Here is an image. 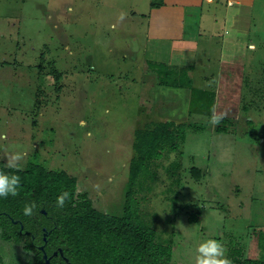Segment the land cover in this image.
<instances>
[{"label": "rangeland", "instance_id": "374dc122", "mask_svg": "<svg viewBox=\"0 0 264 264\" xmlns=\"http://www.w3.org/2000/svg\"><path fill=\"white\" fill-rule=\"evenodd\" d=\"M149 1L0 0V167L20 153L19 168L63 169L77 196L118 213L134 129L185 121L184 141L138 177L141 219L170 243L168 264H196L209 239L232 264L259 257L250 231L264 230V0L248 10L219 0L214 16L154 25ZM149 59L191 66V86H160ZM213 108L227 121L211 125ZM30 256L0 228V264Z\"/></svg>", "mask_w": 264, "mask_h": 264}, {"label": "trees", "instance_id": "16d2710c", "mask_svg": "<svg viewBox=\"0 0 264 264\" xmlns=\"http://www.w3.org/2000/svg\"><path fill=\"white\" fill-rule=\"evenodd\" d=\"M147 67L160 86L180 88L192 84L188 74L191 66L176 69L162 61L148 60ZM34 95L38 97L37 90ZM188 125L185 121L160 119L134 129L118 213L101 211L85 195L77 196L76 177L63 169H47L31 162L24 168L0 167V171L21 178L17 196L0 197L3 238L31 251L27 264H45L43 252L50 264H168L170 243L157 241L154 229L141 219L136 184L150 159L160 157L166 146L176 149L184 141ZM191 170L198 177L196 167ZM63 191L70 193V199L58 208L56 199ZM32 202L36 204L33 214L24 215L25 204ZM250 234L260 255L246 256L241 264H264V230L251 226Z\"/></svg>", "mask_w": 264, "mask_h": 264}, {"label": "clouds", "instance_id": "9594fccd", "mask_svg": "<svg viewBox=\"0 0 264 264\" xmlns=\"http://www.w3.org/2000/svg\"><path fill=\"white\" fill-rule=\"evenodd\" d=\"M209 123L213 126L219 125L226 117V113L217 114L215 109ZM23 159L22 154L15 153L10 157H6V166L9 168H19L20 161ZM21 187V178L19 175H9L0 171V197L7 198L8 196H17ZM70 199V193L67 191L61 192L56 199V206L63 208L66 201ZM36 208L35 202L25 204L23 209L24 215L30 216ZM196 264H232V261L227 256V249L223 243L216 239H209L200 243L196 249Z\"/></svg>", "mask_w": 264, "mask_h": 264}, {"label": "crops", "instance_id": "0c3cea01", "mask_svg": "<svg viewBox=\"0 0 264 264\" xmlns=\"http://www.w3.org/2000/svg\"><path fill=\"white\" fill-rule=\"evenodd\" d=\"M224 1L226 6L235 5L239 8L241 7L247 8V10L251 8L253 2V0H224ZM218 2L219 0H161L159 3H157L156 0H151L148 2V5L152 10V14L151 12L149 13L154 25V23L156 22V18L158 16L160 17L162 16L164 22L167 21L170 22L172 19L174 20V16H177L179 19L180 15H182L183 17L189 15L190 18H192L191 15L193 13H197L199 17L202 14L214 16L215 15L214 7L217 6ZM202 7L204 8L203 12H202ZM172 15L173 18L171 17Z\"/></svg>", "mask_w": 264, "mask_h": 264}, {"label": "water", "instance_id": "95a60500", "mask_svg": "<svg viewBox=\"0 0 264 264\" xmlns=\"http://www.w3.org/2000/svg\"><path fill=\"white\" fill-rule=\"evenodd\" d=\"M43 212H44V210H43ZM40 248L42 249V245L40 246ZM43 258H44L45 264H50L49 257L45 254V252H43Z\"/></svg>", "mask_w": 264, "mask_h": 264}, {"label": "flooded vegetation", "instance_id": "af4514ba", "mask_svg": "<svg viewBox=\"0 0 264 264\" xmlns=\"http://www.w3.org/2000/svg\"><path fill=\"white\" fill-rule=\"evenodd\" d=\"M45 233V232H44ZM43 239L45 240V237H43ZM40 247V246H39Z\"/></svg>", "mask_w": 264, "mask_h": 264}]
</instances>
